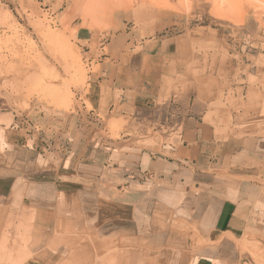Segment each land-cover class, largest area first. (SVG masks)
<instances>
[{
	"label": "crops",
	"instance_id": "crops-1",
	"mask_svg": "<svg viewBox=\"0 0 264 264\" xmlns=\"http://www.w3.org/2000/svg\"><path fill=\"white\" fill-rule=\"evenodd\" d=\"M114 30L76 32L97 62L91 113L0 107V264H254L238 242L264 245V139L228 134L234 109L187 86L175 29ZM113 113L120 140L91 122Z\"/></svg>",
	"mask_w": 264,
	"mask_h": 264
},
{
	"label": "rangeland",
	"instance_id": "rangeland-1",
	"mask_svg": "<svg viewBox=\"0 0 264 264\" xmlns=\"http://www.w3.org/2000/svg\"><path fill=\"white\" fill-rule=\"evenodd\" d=\"M116 22L118 31L139 41L158 28L183 35L188 56L196 58L187 86L203 82L223 107L234 109L228 134L264 139V0H0V107L91 113L89 74L97 62L90 64L76 32L87 27L108 34ZM247 29L250 46L243 53L239 44ZM111 115L91 122L105 137L120 140L129 122ZM125 138L140 147L164 142L159 134ZM238 244L254 264H264V245Z\"/></svg>",
	"mask_w": 264,
	"mask_h": 264
},
{
	"label": "bare ground",
	"instance_id": "bare-ground-1",
	"mask_svg": "<svg viewBox=\"0 0 264 264\" xmlns=\"http://www.w3.org/2000/svg\"><path fill=\"white\" fill-rule=\"evenodd\" d=\"M41 83V82H40Z\"/></svg>",
	"mask_w": 264,
	"mask_h": 264
}]
</instances>
